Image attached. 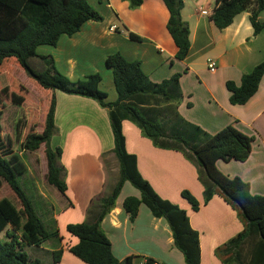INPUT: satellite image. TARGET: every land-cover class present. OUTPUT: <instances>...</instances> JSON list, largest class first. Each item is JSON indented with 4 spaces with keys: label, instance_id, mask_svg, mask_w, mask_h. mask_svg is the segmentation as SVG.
<instances>
[{
    "label": "crops",
    "instance_id": "obj_1",
    "mask_svg": "<svg viewBox=\"0 0 264 264\" xmlns=\"http://www.w3.org/2000/svg\"><path fill=\"white\" fill-rule=\"evenodd\" d=\"M86 1L102 20L84 23L72 36H61L55 46H46L52 49L36 54L51 57L55 70L71 82L97 74L101 79L98 89L110 103L117 96L112 72L105 65L109 55L118 53L128 62H138L143 74L154 83L179 74L181 99L177 111L184 121L208 135L232 126L253 138L245 162L217 161L215 166L226 177L247 183L251 195L264 196V74L256 93L243 105H231L226 89L228 82L239 86L242 76L264 61V32L253 33L249 13L237 15L227 28L218 30L209 20L215 0H182L180 16L188 26L190 47L184 60L177 61L161 0H142L136 8H131L127 0ZM259 20L264 21L263 13ZM130 34L139 40H132ZM208 61L216 65L213 73L207 70ZM51 95L55 99L56 132L50 147L61 149L59 163L66 183L65 196L59 194L60 199L53 204L57 212L52 213V220L62 241L34 246L22 239L21 231L12 224L6 231H15L30 260L52 264L51 253L61 249L58 264H84L67 249L66 245H74L76 240L68 236L66 226L84 222L92 205L105 196L102 159L112 155L113 138L107 111L94 101L58 91ZM121 129L126 152L136 158L141 178L162 200L185 211L190 228L198 236L199 264H224L215 250L243 230L237 213L217 195L203 204L196 167L182 154L154 147L129 121H123ZM182 191L199 203L198 211L193 212L181 198ZM119 198L120 194L100 223L113 256L120 262L130 257L132 264H143L147 258L157 264H185L166 222L154 218L148 209V213L142 211L143 205L130 221L122 208L125 198ZM1 237L4 242L5 233Z\"/></svg>",
    "mask_w": 264,
    "mask_h": 264
},
{
    "label": "trees",
    "instance_id": "obj_2",
    "mask_svg": "<svg viewBox=\"0 0 264 264\" xmlns=\"http://www.w3.org/2000/svg\"><path fill=\"white\" fill-rule=\"evenodd\" d=\"M127 1L131 8L142 3V0ZM161 2L167 11L166 31L175 46L174 59L182 61L190 47L188 26L180 16L183 2ZM244 12L249 13L253 33L264 32V21L259 20L260 14H264V0H215L209 20L216 29L223 30ZM101 20L86 0H0V70L4 61L13 59L43 91H58L89 99L107 111L113 138L111 153L118 165L116 182L108 195L92 205L84 222L66 226L68 236L76 240L74 245H66L68 251L84 264H132L130 257L120 262L113 256L110 243L100 229L102 219L113 208L123 185L129 183L139 192V198L128 196L122 202L129 220L136 217L139 206L143 205L154 218L166 222L184 263L199 264L198 236L190 228L185 211L162 200L139 175L136 158L126 152L121 124L129 121L154 147L176 151L196 167L197 179L203 187V204L217 195L237 213L243 230L216 249L215 256L224 264H264V196L251 195L247 183L237 177H226L215 166L217 161L245 162L250 155L252 137L232 126L208 135L184 121L177 111L181 99L179 74L154 83L143 74L138 62H128L118 53L109 55L105 65L112 72L117 96L116 101L110 103L106 101L105 93L98 89L101 79L97 74L71 82L55 70L51 57L36 54L38 47H53L61 36H72L84 23ZM129 38L139 40L133 34ZM33 58L43 63V70L31 68L29 60ZM263 74L264 61L242 76L239 86L226 83L229 103L245 104L256 93ZM54 111L55 99L51 96L45 115L44 134L32 138L26 147L33 151L44 144L47 184L65 196V172L59 163L61 149L50 147V140L56 132ZM7 164L8 161L0 154V184L8 186L20 203L19 213L24 216L20 225L21 238L34 246L62 241L55 226L49 232L45 230L30 200L14 178V175L18 176L17 172ZM180 196L193 212L198 211L199 203L189 192L182 191ZM16 211L7 200L0 201V234L5 233L6 238L0 242V264H40L38 260L28 258L15 231H6L8 224L14 225ZM244 245L250 247L247 257L243 255ZM61 255V249L53 251L52 264H58ZM143 264L157 263L147 258Z\"/></svg>",
    "mask_w": 264,
    "mask_h": 264
},
{
    "label": "rangeland",
    "instance_id": "obj_3",
    "mask_svg": "<svg viewBox=\"0 0 264 264\" xmlns=\"http://www.w3.org/2000/svg\"><path fill=\"white\" fill-rule=\"evenodd\" d=\"M43 49L52 48L40 47L37 54ZM29 65L35 71L44 68L43 63L35 58L29 60ZM51 93L43 91L15 60L3 62L0 70V154L11 165L7 166L17 172L18 176L14 175V178L18 186L30 200L34 213L48 232L55 226L52 213H56L57 209L53 204L57 203L60 196L46 181L44 144L33 151L26 146L32 138L42 137L44 134L45 115ZM102 163L107 183L105 195H108L116 182L118 165L113 155H104ZM138 193L129 183H125L119 199L139 195ZM1 200H7L18 211L13 226L21 231L24 216L19 213L20 203L5 183L0 184ZM141 207L142 211L148 213L144 206ZM3 240L1 237L0 241ZM243 249V255L247 257L250 247L246 245Z\"/></svg>",
    "mask_w": 264,
    "mask_h": 264
},
{
    "label": "built area",
    "instance_id": "obj_4",
    "mask_svg": "<svg viewBox=\"0 0 264 264\" xmlns=\"http://www.w3.org/2000/svg\"><path fill=\"white\" fill-rule=\"evenodd\" d=\"M115 27H111V30H113ZM216 69V65L213 61H208L207 62V70L211 73H213Z\"/></svg>",
    "mask_w": 264,
    "mask_h": 264
}]
</instances>
